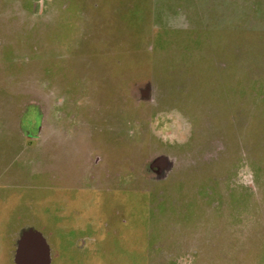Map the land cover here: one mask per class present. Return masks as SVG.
Wrapping results in <instances>:
<instances>
[{"label": "rangeland", "instance_id": "obj_1", "mask_svg": "<svg viewBox=\"0 0 264 264\" xmlns=\"http://www.w3.org/2000/svg\"><path fill=\"white\" fill-rule=\"evenodd\" d=\"M29 245L264 264V0H0V264Z\"/></svg>", "mask_w": 264, "mask_h": 264}, {"label": "bare ground", "instance_id": "obj_2", "mask_svg": "<svg viewBox=\"0 0 264 264\" xmlns=\"http://www.w3.org/2000/svg\"><path fill=\"white\" fill-rule=\"evenodd\" d=\"M34 241L36 242V244L34 243L35 249H39V241L37 240V238H34ZM38 244V245H37ZM41 246V245H40ZM32 246L29 245L25 250H24V255L28 257V262L27 264H43V257L42 254H39L37 252H34L32 250ZM26 251V252H25Z\"/></svg>", "mask_w": 264, "mask_h": 264}]
</instances>
